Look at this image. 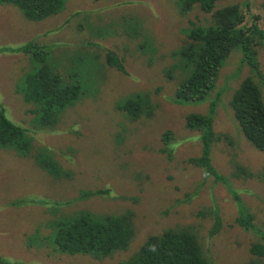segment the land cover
I'll return each mask as SVG.
<instances>
[{"label": "rangeland", "instance_id": "374dc122", "mask_svg": "<svg viewBox=\"0 0 264 264\" xmlns=\"http://www.w3.org/2000/svg\"><path fill=\"white\" fill-rule=\"evenodd\" d=\"M61 1L59 10L38 22L14 5L0 4V49L30 41L45 46L57 72L65 80L75 78L82 90L55 125L40 126L33 106L16 92L33 58L25 52L0 54V109L28 131L35 151L43 148L56 155L73 174L59 181L32 157L0 150V257L26 264H122L150 236L189 228L210 264H246L252 245L260 241L259 232H264V152L244 136L230 105L241 82L251 76L240 51L226 62L206 103L180 105L174 99L186 76L184 54L191 44L186 32L192 22L208 27L211 14L197 5L181 13V4L173 0ZM246 3L264 28V0L222 5ZM256 50L264 73V44ZM109 51L119 56L124 71L108 62ZM135 95L144 103L137 120L119 109ZM213 101L219 138L211 158L223 176L220 182L193 162L202 154L203 131L185 126L189 114H208ZM167 131L173 134L168 145L162 140ZM92 191L102 192L80 199ZM37 198L62 206L54 214L56 204L13 205ZM83 212L98 218L129 215L134 236L128 250L97 261L27 246L28 236L38 228L50 231L51 220ZM242 213L254 217L255 230L239 225ZM215 216L222 227L212 234Z\"/></svg>", "mask_w": 264, "mask_h": 264}, {"label": "trees", "instance_id": "16d2710c", "mask_svg": "<svg viewBox=\"0 0 264 264\" xmlns=\"http://www.w3.org/2000/svg\"><path fill=\"white\" fill-rule=\"evenodd\" d=\"M181 4V13H187L195 5L206 14H211L212 23L208 27L192 22L186 36L191 41L185 52L183 64L186 76L176 89L174 102L180 105H200L206 103L216 87L219 74L234 51H240L242 65L250 68L251 76L246 77L234 92L230 102L241 131L249 142L260 152H264V73L258 61L257 48L264 44V28L258 15H253L248 3L226 4L230 0H173ZM0 4L18 7L31 21H42L59 10L61 0H0ZM222 5V7L220 6ZM31 55L32 68L24 75L25 83L16 87L23 100L34 110L36 124L52 127L63 111L74 104L82 95L81 86L74 79L65 80L48 59L47 47L30 41L18 48H1L3 53ZM108 62L124 71L122 60L115 53H107ZM71 75V74H70ZM69 76V75H68ZM22 80V81H23ZM217 101L210 103L206 115L189 114L185 126L191 130H202V154L193 162L203 168L208 176L220 182L212 158V146L219 138L214 130V113ZM119 109L131 119L137 120L144 108L143 99L135 95L119 104ZM28 131L12 122L4 108L0 109V150L14 152L18 157H32L35 163L56 180L70 179L73 174L65 169L56 155L35 151ZM162 140L168 145L173 134L167 131ZM193 163V164H194ZM239 175H245L239 170ZM229 182V181H228ZM103 191V190H102ZM101 191V192H102ZM85 192L81 200L100 194ZM237 199V198H236ZM56 204V205H55ZM14 206H45L57 214L61 204L42 198L35 201L22 199ZM238 223L246 230H255L254 217L241 214ZM212 234L221 230L222 221L215 216ZM46 233L38 228L27 238V246L39 250L47 248L54 253L68 256H89L97 261L112 259L128 250L134 236V223L129 215L96 217L89 212L74 216L60 217L48 223ZM251 231V230H250ZM260 241L252 245V259L246 264H264V232L260 231ZM122 264H210L205 257L199 238L189 228L170 230L161 235L150 236L138 252L121 261ZM0 264H26L0 257Z\"/></svg>", "mask_w": 264, "mask_h": 264}]
</instances>
